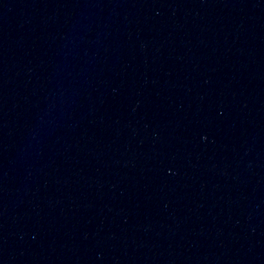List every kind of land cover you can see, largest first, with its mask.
I'll list each match as a JSON object with an SVG mask.
<instances>
[{"label":"water","instance_id":"1","mask_svg":"<svg viewBox=\"0 0 264 264\" xmlns=\"http://www.w3.org/2000/svg\"><path fill=\"white\" fill-rule=\"evenodd\" d=\"M0 264H264V0H0Z\"/></svg>","mask_w":264,"mask_h":264}]
</instances>
